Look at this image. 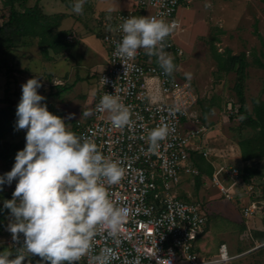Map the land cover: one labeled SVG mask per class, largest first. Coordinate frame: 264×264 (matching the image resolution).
<instances>
[{
  "label": "rangeland",
  "instance_id": "374dc122",
  "mask_svg": "<svg viewBox=\"0 0 264 264\" xmlns=\"http://www.w3.org/2000/svg\"><path fill=\"white\" fill-rule=\"evenodd\" d=\"M36 2L45 15H62L59 30L66 33L74 47L64 53L45 48V55L38 39H23L13 50L0 56V99L7 97L17 106L21 84L35 75L41 76L38 93L46 97L53 114L62 118L72 114L70 119H65L68 130L72 131L76 121L86 122L90 116L84 113L91 112L97 76L105 67L102 35L106 20L128 10L131 2L85 0L80 14L72 10L73 0H28L27 6ZM8 14V7L0 0V25ZM176 19L179 28L174 40L183 53L177 71L192 83L199 96L198 110L206 129L201 145L208 153L199 178L183 180L176 193L183 200L199 203L210 215L207 233L197 240L196 246L214 254L222 243L233 257L229 264H264V158L245 163L239 147V142L253 137L258 129L230 118L231 105L239 106L235 89L239 80L237 66L226 69L220 66L227 65V54L243 55L242 98L245 110L252 113L255 105L264 101V1L191 0L178 8ZM186 73L191 74L190 78ZM63 87L69 89L60 92ZM25 134L26 130H19L5 141L13 147L25 139ZM13 164L0 160V171H10ZM205 164L212 168L211 178L205 174L208 167ZM219 166L236 167L240 172L234 191L229 194L231 198L221 194L213 184L212 177ZM249 170L255 175L245 183L241 176ZM218 178L229 189L232 180L225 176ZM12 184L5 185L0 196ZM252 203L256 208H251L252 214L245 216ZM8 220L9 214L6 226ZM6 234L11 235L7 230ZM19 246L13 241L9 246H1L0 251ZM36 257L35 254L26 257L23 264H32Z\"/></svg>",
  "mask_w": 264,
  "mask_h": 264
},
{
  "label": "built area",
  "instance_id": "2783aa9c",
  "mask_svg": "<svg viewBox=\"0 0 264 264\" xmlns=\"http://www.w3.org/2000/svg\"><path fill=\"white\" fill-rule=\"evenodd\" d=\"M130 2V9L106 20L102 35L106 65L97 76L88 120L74 124L77 136L91 138L98 151L121 162L124 174L119 183L108 186V191L117 204L128 206L130 212L118 237L98 235L92 252L76 264H90L91 254L102 248L113 250L110 264H130L136 257L140 264H169L168 260L170 264H229L233 257L224 244L210 256L198 250L196 242L206 227L205 211L199 203L183 200L176 193L183 180L199 176L192 154L208 156L201 145L206 129L200 122L199 96L192 83L177 71L183 53L174 40L179 28L176 14L182 4L188 5L191 0ZM148 15L173 25L163 42L164 51L176 65L171 74H165L157 56L146 49H139L130 60L115 55L116 44L123 35L119 30L123 18ZM105 92L119 96L129 106L130 124L114 127L110 114L98 108ZM162 125L171 131L150 150L149 133ZM219 176L232 180L229 189L222 186ZM238 178L236 167L220 166L212 177L215 187L228 198ZM251 208H256V204L246 209L245 216L252 214ZM12 242L11 235L0 236L2 246Z\"/></svg>",
  "mask_w": 264,
  "mask_h": 264
},
{
  "label": "clouds",
  "instance_id": "9594fccd",
  "mask_svg": "<svg viewBox=\"0 0 264 264\" xmlns=\"http://www.w3.org/2000/svg\"><path fill=\"white\" fill-rule=\"evenodd\" d=\"M84 3L73 0L72 10L82 13ZM172 27L158 16L123 18L119 25L123 35L115 55L130 60L139 49H146L157 56L164 73L171 74L176 65L164 51L163 42ZM39 77L21 84L14 130H26L25 146L16 152L11 170L0 174V192L16 181L12 198L3 201V209L9 210L6 230L12 241L20 244L0 251V264H23L33 254L42 258L38 264H76L92 252L98 235L118 237L130 212L108 191L124 174L121 162L98 151L91 138L68 130L65 119L72 114L62 118L48 110L46 97L38 93L42 87ZM103 80L105 84L106 78ZM98 108L110 114L114 127L131 123L130 108L117 95L105 92ZM170 131L167 125L153 128L148 137L150 150ZM19 234H23L22 242ZM113 256L111 248H102L91 254L90 264H110ZM130 264H140V258Z\"/></svg>",
  "mask_w": 264,
  "mask_h": 264
},
{
  "label": "trees",
  "instance_id": "16d2710c",
  "mask_svg": "<svg viewBox=\"0 0 264 264\" xmlns=\"http://www.w3.org/2000/svg\"><path fill=\"white\" fill-rule=\"evenodd\" d=\"M27 1L28 0H4L5 6L8 7L9 14L7 20L0 25V56L13 50L23 39L29 38H36L39 40V44L43 47L45 55H47L45 48L50 49L55 53L71 51L74 44L67 40V35L64 31L59 30L62 15H45L41 12L37 2L33 6L29 7L27 6ZM220 61L221 59H219V62ZM226 62L227 65L220 64L221 68L226 69V66H230V68L237 66L236 73L239 79L235 87L239 98V106L236 108L235 105H231L233 113L230 118H237L243 125L245 124L253 129H258L253 137L239 142L241 160L246 163L254 158H264V101H260L256 104L252 113H248L245 110L242 98V82L244 76L243 68L245 67L244 57L243 55L232 56L227 54ZM262 67L264 66L262 65ZM60 89V92H66L69 88L63 87ZM2 104L5 105V107L0 108V160L14 162L16 152L18 150H22L25 146V139L13 147L6 143L5 138L8 135L17 132L14 130L16 105L7 97L0 99V105ZM47 107L51 112L50 107L48 105ZM200 122L203 124L202 118L200 119ZM72 132L76 134L74 126L72 127ZM192 162L198 169L200 176L203 172L202 163H205L204 157L201 154H192ZM205 165L208 166L205 174L207 177L211 178L212 168L208 164ZM254 175L255 172L249 170L247 175L241 176V180L245 183H249V179ZM199 176L194 178H199ZM15 183L16 181L14 180L9 191L5 195L0 196V209H3L4 200L12 198ZM201 207L203 206L201 205ZM7 214H9L8 209L0 211V236L6 234L5 226ZM205 217L206 227L203 234L199 238L204 237L208 230L210 215L205 212ZM20 236L23 237V234H20ZM220 245H222V243L218 244L217 250ZM198 250L203 255H212L210 251L205 252L199 247ZM41 259L42 258L37 255V257L32 261V264H38ZM44 264H47V262H44Z\"/></svg>",
  "mask_w": 264,
  "mask_h": 264
},
{
  "label": "crops",
  "instance_id": "0c3cea01",
  "mask_svg": "<svg viewBox=\"0 0 264 264\" xmlns=\"http://www.w3.org/2000/svg\"><path fill=\"white\" fill-rule=\"evenodd\" d=\"M130 7H131V5H130ZM129 9H130V8H129ZM103 45H104V44H103ZM104 49H105V53H104V61H105V65H106L107 50H106L105 46H104ZM90 74L94 76V72H91ZM92 102H93V101H92Z\"/></svg>",
  "mask_w": 264,
  "mask_h": 264
}]
</instances>
